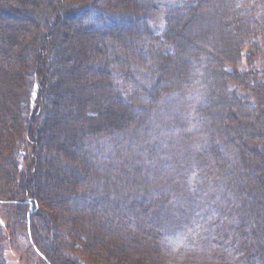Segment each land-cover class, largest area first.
<instances>
[{
	"label": "rangeland",
	"instance_id": "1",
	"mask_svg": "<svg viewBox=\"0 0 264 264\" xmlns=\"http://www.w3.org/2000/svg\"><path fill=\"white\" fill-rule=\"evenodd\" d=\"M49 1L52 9H48L50 3L47 1L48 10L44 18L46 30L35 38L37 30L32 32L34 23L24 22L23 19L29 16L3 3L5 0H0V26L3 34L13 35L10 40L11 49L8 48L9 52L4 56L0 55V264H47L36 253L27 234L26 213L32 205L36 207L32 214L34 238L40 235L41 238L37 240L36 237V240L46 255L53 257L51 250L55 248L72 264H94L84 256L80 245L72 246L74 237L71 228L75 222L82 229L88 227L93 233L99 224L96 221L107 217L101 213L105 207L104 204L100 205L102 198L111 205L115 199L124 198L125 202L126 194H133L138 198L127 197L126 206L136 198H145V202L159 209L161 200L170 194L168 201L174 208L178 205L191 207L194 213L201 208L202 215L210 212L208 206L212 199L215 203L224 204L223 200L217 202L219 198H215L219 194L216 185L204 178L201 192L205 188L206 193L204 195L202 192L203 198L194 201L196 195H199L198 189H194L195 182L199 176L204 175L192 176L200 169L195 154L205 150V147H201V141L207 143L211 127L220 122L224 125L236 122L229 115L234 110L235 96L227 87L229 84H237L239 77L237 80H228L225 90L220 91L224 93L225 102L217 99L219 91L216 89L206 104L212 114L204 121L199 116V103L203 99L206 101L209 90L194 83L195 86L176 93L172 85L176 78L179 83L181 73H188L192 81L197 79L200 73L191 58L197 47L215 56L222 53L221 56L226 60L222 65L224 70L229 67L238 73L250 72L257 83H263L264 75L260 70L264 66V34L257 30L258 35L250 33L242 38L241 31L246 28L239 27L242 19L251 18L252 15L260 18V7L255 6L256 10L252 11L244 7L245 3L240 0H209L206 5L196 3V0H62L58 7L52 0ZM242 8H246L244 13ZM171 13L176 20L174 33L179 34L183 46L176 45L170 55L168 48L159 50L157 43H152L153 49L147 46H150L148 33L151 32L144 17L149 15L159 28ZM114 20L117 22L111 27L109 22L114 23ZM254 35L257 44H254ZM240 38L238 53L235 48ZM159 51L167 60L165 63L170 76L156 83L157 76L161 75L155 58ZM252 51L254 56H248ZM180 65L186 67L176 71ZM108 81L111 82L110 86ZM251 86L248 84L247 89L250 91ZM107 92L111 94L109 99L105 96ZM113 113L127 115L131 128L85 140L76 129V139L83 141V152L75 162H67L61 154L54 155V144L58 148L62 146L66 152L72 151L67 139L73 136L74 127L79 129L86 126L91 118L106 121L115 116ZM119 119L116 116L114 121ZM181 122L183 125H180ZM17 128L21 129V137L13 140L14 150L8 154L6 149L10 143L7 140ZM240 135L243 133L237 136ZM237 136L235 140L239 139ZM158 138L163 139L160 146L174 157V161L179 155L180 158L187 156L189 161L194 158L195 163L182 165L176 172H171L170 177L162 179V171L159 175V171H153L146 156L148 144L155 143L154 139L157 142ZM136 144L145 149L141 154L137 153ZM126 149L134 152L127 156L129 154H126ZM159 151L156 149L151 158L155 157L157 161ZM236 154V162L239 163L240 157ZM248 154L252 155L251 152ZM8 156L10 161L7 160ZM139 159L143 163L140 172L134 168ZM58 171H65V174L72 172L67 178L78 191L70 197L66 195L67 207L70 209L63 211V215H58V208L54 205L57 200L50 201L53 207L43 204L42 208H39L41 202L24 205L7 203L12 196L22 193V184L33 185L35 174L37 179L34 184L42 187L43 192L55 196L61 187L59 183L49 185L48 179L54 174L56 179L64 183ZM248 180L257 183V175ZM135 184H139L142 191ZM143 190H146L144 194ZM116 191L121 195L115 197ZM173 193H183L188 197H178L174 203L171 199ZM94 207L96 210L98 208L97 212L93 210ZM187 220L190 224L184 229L189 233L188 241L185 233H166V228L159 231L158 241L162 248L160 254L166 264H190L192 255L208 260L209 254L203 257L198 247L192 249L190 243L192 239L195 243L197 239H205L208 246L211 238L207 234L212 228L203 226L206 223L203 216L196 220V225L190 218L182 219V227ZM208 220L214 222L216 219ZM168 223L163 221L161 224L166 226ZM226 223L236 226L237 221L230 217L219 226L215 224L213 230L218 234L223 229L231 237V229L222 228ZM223 237L224 242L232 243L230 237ZM233 243L228 247L238 249L239 245ZM214 245L211 247L218 251L219 257L216 258L220 259L210 262L240 263L237 262L240 256L237 251L235 257L230 258L231 254L224 256L221 249ZM183 247H186L184 256L178 254V250ZM191 260L197 262L198 259Z\"/></svg>",
	"mask_w": 264,
	"mask_h": 264
},
{
	"label": "trees",
	"instance_id": "2",
	"mask_svg": "<svg viewBox=\"0 0 264 264\" xmlns=\"http://www.w3.org/2000/svg\"><path fill=\"white\" fill-rule=\"evenodd\" d=\"M47 1L50 3L49 0H5L3 3H8L12 7L20 10V12L23 14L29 16L23 18L24 22L34 23L33 26L35 27H33L32 32L37 30L35 32L36 34H34V37L37 38L38 34L40 35L42 31L46 30L44 18H46L47 10L49 8L52 9L51 3L48 5V9H46ZM52 1L53 4L58 7L62 0ZM199 2L206 5L209 0H196V3ZM240 2H244V7L250 8L252 11L256 10L255 8L257 7L255 6H259L260 14L262 13L260 15L261 19L258 18L259 16L252 15L250 16L251 18H245L240 21L241 25L239 24V27H241V29L242 27L246 28L244 31L242 29L243 32L241 31V35H243L242 38L247 37V35L250 33H256L255 35H258L257 30L264 34V0H240ZM246 8H242V13H244ZM66 15L68 14L66 13ZM171 15L172 13L169 15V17H166L167 19L164 20V25L162 24L163 26H159V28L156 27L157 22L153 21L149 15H145L144 17L151 32L148 33L149 37L151 38L149 40L150 46L149 44L147 46L153 49L152 43H157L159 50L161 48H165L164 50L168 48L167 50L170 51V55L174 52V47L176 45L183 46L182 41H180V38H178L179 34L174 33L176 20ZM1 17L2 16L0 13V20ZM123 18L125 17H122L121 19ZM116 22H109V25L114 26ZM1 27L2 26H0V55L4 56L9 52L8 48L11 49L12 47L10 40L12 39L13 35L9 33L3 34ZM255 35L253 36V40L254 44H257L258 40ZM240 44L241 38L240 42L235 48L238 53V49L240 50ZM147 46L146 48L148 49ZM195 51L191 54V58L192 61H194V64H196L195 66L197 67V71L200 73L197 76V79L194 78L195 81L194 79L192 81L191 76L188 73H181L180 76L182 75V77L179 80V83L177 82L176 78L172 87L175 88L174 92L178 93L189 87L195 86L193 84L196 83V86L198 85L203 89L207 88L209 90L210 94L209 97L206 98L207 102L203 99L201 104L199 103V116L202 121L212 114H210V111L206 108V104L208 103V100L210 102V98L212 95L214 96L216 89L219 91L217 92V99L220 98L223 100V102H225L224 93H220V91L225 90V86L227 87L226 84L229 82L228 80H237L239 77L237 80L239 81L237 83L239 84L238 90L236 83L229 84L227 87V89L231 90L230 92L232 95L235 96L236 102L234 101L233 104L234 110L229 112V115L233 116L236 122L227 123V125H224L222 122H220L214 125L215 128L212 126V132L209 134L210 137L207 140V143L201 141V147H205V150H201L196 154L194 153L196 150H194L192 154L193 156L194 154L197 156V161L199 160L198 164L201 165H198L200 169L194 176H192V178H195L202 173L204 175V177L199 176L200 179L198 178V181L195 182L196 187L194 189H198L199 195L195 194L196 197L194 198V201L197 202L198 200H201V198H203L206 193L205 188L204 192L202 191L204 195L201 192L202 188L204 187H202V178H204L207 180V182L216 185L219 194L216 195L215 198H219L217 199V202L220 201V199L223 200L224 204L215 203L216 201L212 199L210 201L211 205L208 206L210 208V212H207L206 215H202L201 208H198L196 213L192 211L193 209L191 207H183L182 205H178V207L174 208L171 206V204H169L168 201V198L171 196L170 194L164 198L162 197L163 199L159 203V209L157 207L153 208V205H151L150 202H145V198H143L144 200L142 198L141 200L137 199L138 196H135L137 198L133 202L130 201V204L126 206L127 197H134L133 194H126L127 197L124 196L126 197L125 202L124 198H117L113 202L111 201V205H109L108 200L105 202V200L102 198L100 205L104 204L105 207L101 213H105L107 217H101L100 221H96L99 223H96L98 225L95 227L96 233L95 231L91 233V230L88 227L82 229L75 222H73V229L71 228L73 232L72 236L74 237L72 246L76 247L80 245L82 251L84 252V256L90 259V261H92L94 264H166L161 257L162 255L160 254V252H162L161 245L158 241L160 229L166 228L168 229L167 231L164 229L166 233L169 231L170 233H177L178 235L179 233L182 235L185 233L188 241L189 233H186L187 229H184V227L187 226L189 220H187V223H184V226L182 227V219L190 218V221L196 225V220L201 219L202 216L205 217L206 220L207 218L216 219L214 222L210 220L207 222L204 220L206 223H203V220H200V222L202 221L204 227L212 228H210L211 231L208 230L207 234V237L211 238L209 241L207 240L208 246L205 243V239L204 241L202 239H197L196 243L192 239V242L189 243L191 244L190 246L192 249L193 247H198L197 249L199 253H202L201 255L203 257L209 254L207 256L208 260L207 258H198L197 256L192 255L189 259L190 264H207V262L211 264L218 261L220 259L216 258L219 257L217 253L218 251L211 247L213 243L215 244L214 246L221 249L224 256L225 254H231L230 258H233L235 257V252L237 251V254H240V256L237 257V262L239 261L240 263L237 264H264V79L263 83H257L255 80L256 78H254V76L252 77L250 72L244 71L243 73H238L236 70L230 69L229 67L225 68L224 70L222 65H224L226 60L225 57L223 58V56H221L222 53L215 56L214 54L205 51L201 47H197ZM203 56L205 59H203ZM236 56L239 57V55ZM248 56H254V52L252 51L250 54H248ZM155 58L157 64L159 65V71H161V75L157 76L156 83H158L159 81H162L164 77H168L170 75H168L169 70L167 69L165 63L167 60L163 54H161L159 51L155 55ZM104 61L107 63L106 58ZM180 67L181 65L176 71H179ZM185 67L186 65L182 66L181 68ZM260 71L264 75V66ZM107 83H109L108 86L111 85V82L108 81ZM248 84L252 85L251 91L247 89ZM221 94L222 96H220ZM110 95V92H107L105 96H107L106 98L109 99ZM161 96L162 95H160V97ZM247 109L250 113L247 112ZM113 114L115 116L107 118L106 121L100 122V120L97 118H91V122H87L86 126H82L79 129L78 127H74L72 131V133H74L73 136L70 137L71 139H67L69 144H71L72 151L66 152L62 146L58 148L55 144H52L54 146L52 152L54 155L55 153L63 155L67 162L73 163L75 162L76 158L79 157V154L83 152V141L79 142L78 138L76 139L75 133L77 134V130L80 131V136H83V140H85L87 138L100 137V135L104 134L110 135L131 128L129 127L131 122H127V115L124 116L120 114L116 115L115 113ZM116 116H118L120 119L116 120L115 122L114 120L116 119ZM180 125H183V122H181ZM14 130L16 132L12 133L10 138L7 140L8 143H10V146H8L6 149L8 154H11L12 150H14V144H12L13 140H15L18 136L19 138L21 137V129L17 128ZM239 133H243V135L238 137L237 135ZM236 136L239 138H236L238 141L235 140ZM162 140V138H158L156 142V139H154L153 141L155 143L150 145L148 144V146L146 143L145 145V147L147 146L148 149V154L146 156H148V161H150L152 164V170L159 171L158 175L160 174V171H162V179L165 177H170V173L176 172L182 165L187 166L190 165L191 162L195 161L194 158L192 161H189L187 160V156L180 158L179 155L178 157L176 156L174 161L172 159L174 157L162 146H160V142ZM62 143H64V141H62ZM131 146L132 145L129 147ZM135 149L137 150V153L140 154L143 150H145L141 147L139 148V145L137 144ZM156 149L161 150L159 151L160 154L157 158V161L155 157L154 159L151 158ZM249 151L252 153V155L248 154L250 153ZM133 152L134 151L131 149H126V154H129L127 156H130V154ZM236 153H238V156L240 157L239 163L236 162ZM7 160L10 161L9 156ZM135 160L136 158L133 161ZM151 161L156 162L154 163ZM142 164V161L139 159L138 163H135L134 168L140 172V169H142ZM64 172L65 171H58L57 174H60L61 178H63L62 180H65L64 183H67L65 186L62 181L60 182V179H56V176L54 177V174L48 179L49 185L59 183L58 186L61 187L55 196L54 194L51 195L49 193L47 194L45 191L43 192L42 187L34 184V181L37 179L35 174L34 178L32 179L33 185L31 183L27 186L22 184L21 186H24L22 193H18V196L16 194V196L14 195L12 198L10 197L11 199L8 200L11 201H7V203L24 205L30 204V202H41V204L39 203V208H42L43 204L44 206L53 207V203L50 201L57 200L56 204L54 205L58 208V215H63V211H69L70 209L67 207L68 200L66 199V195H68L67 197H70L71 195L78 192L76 186L73 185L72 187V184L69 183L70 179L67 178V175L72 172H66L67 174ZM254 173L257 175L258 182L253 184L252 181L248 179L256 177ZM217 180L219 181L218 185L216 183ZM139 184L138 186L135 184V187H140ZM141 189L142 188L140 187L139 191H142ZM145 191L146 190H143L142 194H144ZM118 195L121 194L120 192L117 193L116 191L115 197ZM183 196H185L183 193H176V195H172L171 199L174 203H176L177 198H182ZM61 201H64V203ZM4 202L6 203V201ZM93 210L97 212L98 208L96 210L94 207ZM35 211L36 207H34V205L30 206V210L26 213V225L29 240L36 253L47 264H72L71 261L66 260L64 254L60 250L58 251V249L52 248L51 251L53 253V257H49L42 251L37 241L41 237L40 235H37L36 240V237L34 238L33 233L34 227L32 214ZM230 217L236 219V226H229L226 223L222 226V228L227 230L231 229L233 235L230 237V235L224 232L223 229H220L217 234L216 231L213 230V228L216 227L215 224L219 226L223 220H226ZM163 221L166 223L169 222L168 225L166 224V226H162L163 224L161 223ZM189 232H191V230ZM166 235L168 237L170 236V234ZM221 236H226L227 238L230 237L237 245H239V248L235 249V247H228L229 245L234 244L233 241L230 240L232 243L228 244L224 242L225 237L221 238ZM184 251H186V247L179 249L178 254L184 256L186 255ZM193 258L194 260L197 258V262H193L191 260ZM74 264L76 263L74 262ZM220 264L223 263L220 262Z\"/></svg>",
	"mask_w": 264,
	"mask_h": 264
},
{
	"label": "bare ground",
	"instance_id": "3",
	"mask_svg": "<svg viewBox=\"0 0 264 264\" xmlns=\"http://www.w3.org/2000/svg\"><path fill=\"white\" fill-rule=\"evenodd\" d=\"M71 0H68V2H70ZM78 17H79V15H78ZM114 22H116V21H114ZM112 26V25H111Z\"/></svg>",
	"mask_w": 264,
	"mask_h": 264
}]
</instances>
